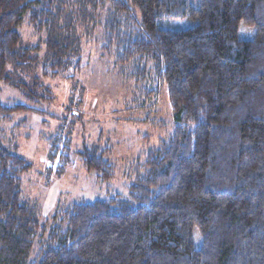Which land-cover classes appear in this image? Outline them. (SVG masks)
Masks as SVG:
<instances>
[{"label": "trees", "instance_id": "1", "mask_svg": "<svg viewBox=\"0 0 264 264\" xmlns=\"http://www.w3.org/2000/svg\"><path fill=\"white\" fill-rule=\"evenodd\" d=\"M98 3L116 64L148 68L166 87L173 130L140 164L128 199L59 207L48 227L22 197L31 164L0 142V264H264V0ZM72 6L0 0V87L38 49L22 44L26 18L45 36L46 75L79 66ZM241 25L255 29L251 39ZM23 110L0 100V128ZM82 158L98 179L114 177L103 152Z\"/></svg>", "mask_w": 264, "mask_h": 264}, {"label": "rangeland", "instance_id": "2", "mask_svg": "<svg viewBox=\"0 0 264 264\" xmlns=\"http://www.w3.org/2000/svg\"><path fill=\"white\" fill-rule=\"evenodd\" d=\"M72 4L81 43L79 66L55 77L46 75L51 57L45 36L26 18L20 29L22 44L38 49L24 69H9L11 80L0 87L3 106L26 107L3 119L0 142L31 164L21 177L22 197L37 206L47 227L59 207L128 199L140 164L173 130L166 87L156 85L148 68L136 71L132 65L116 64L114 48L105 42L106 8L99 9L98 0ZM254 32L241 25L239 34L251 39ZM92 150L103 152L114 166L110 181L85 169L83 154Z\"/></svg>", "mask_w": 264, "mask_h": 264}]
</instances>
